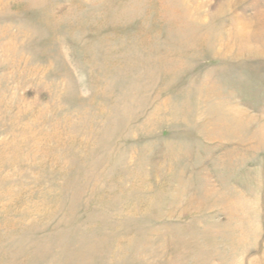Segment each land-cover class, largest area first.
Returning a JSON list of instances; mask_svg holds the SVG:
<instances>
[{"label": "rangeland", "instance_id": "rangeland-1", "mask_svg": "<svg viewBox=\"0 0 264 264\" xmlns=\"http://www.w3.org/2000/svg\"><path fill=\"white\" fill-rule=\"evenodd\" d=\"M0 264H264V0H0Z\"/></svg>", "mask_w": 264, "mask_h": 264}]
</instances>
